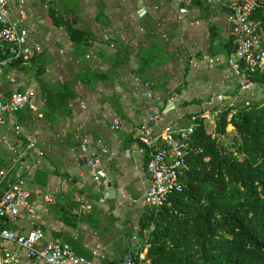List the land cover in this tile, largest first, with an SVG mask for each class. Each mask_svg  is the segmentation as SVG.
<instances>
[{"label": "crops", "instance_id": "obj_1", "mask_svg": "<svg viewBox=\"0 0 264 264\" xmlns=\"http://www.w3.org/2000/svg\"><path fill=\"white\" fill-rule=\"evenodd\" d=\"M142 1L25 0L22 13L10 2L12 18H21L27 41L41 51L6 65L0 74V95L26 92L32 105L5 113L0 124V166L8 171L0 196L21 175L31 203L30 212L2 225L18 233L39 227L43 238L37 246L67 242L94 264H117L126 252L146 254V245L137 250L138 220L146 209L145 151L134 137L152 107L160 111L158 128L184 126L189 115L208 109L210 118L203 119L212 130L217 117L206 99L221 94L223 104L240 103L264 95L255 83L231 93L236 79L224 64L231 42L222 4L189 0L177 19L176 0ZM68 27L82 32V42L72 43ZM8 73L13 83L5 78ZM62 87L71 96L64 108L50 112L45 101L57 105ZM114 120L118 126L110 128ZM83 138L86 155L99 159L112 186L95 187L80 160ZM29 140L34 147L26 150ZM0 253H15L18 264H45L25 259L14 242L0 240Z\"/></svg>", "mask_w": 264, "mask_h": 264}, {"label": "trees", "instance_id": "obj_2", "mask_svg": "<svg viewBox=\"0 0 264 264\" xmlns=\"http://www.w3.org/2000/svg\"><path fill=\"white\" fill-rule=\"evenodd\" d=\"M253 16L264 20V1ZM68 33L72 43L82 42L81 31L68 27ZM6 56L0 43V58ZM252 81L264 93V69ZM58 96L57 105L45 101L50 112L64 108L71 94L62 87ZM228 110L222 108L212 130L197 118L192 137L201 150L185 160L182 190L169 205L146 206L141 214L137 250L146 245L147 264H264V98L227 119ZM229 124L235 136L226 148L220 137Z\"/></svg>", "mask_w": 264, "mask_h": 264}, {"label": "built area", "instance_id": "obj_3", "mask_svg": "<svg viewBox=\"0 0 264 264\" xmlns=\"http://www.w3.org/2000/svg\"><path fill=\"white\" fill-rule=\"evenodd\" d=\"M25 0H0V43L7 49V56L0 58V74L3 67L15 62L19 58L26 59L31 52L38 53L41 47L37 43L27 41V30L21 25L20 19H13L10 12V2L16 4L19 13ZM122 2L128 0H120ZM216 1L226 8V21L230 36L231 49L224 59V64L236 79V88L231 91H248L256 72L264 69V20L253 16L254 11L262 6L264 0H206ZM176 18L181 19L186 12V4L189 0H176ZM206 56H203L205 59ZM207 59V58H206ZM209 64L212 60L208 59ZM8 82H14L12 73L5 75ZM224 96L215 94L204 101L206 106L212 108V117L218 116L223 107L229 108L226 118L236 113L240 108L246 107L250 101L245 99L240 103L229 100L223 104ZM218 102L219 106H213ZM32 105L26 92L10 91L6 96L0 95V124L5 113H12L25 106ZM147 120L136 127L135 141L139 150L145 151L144 172L147 185L142 199L146 206L158 208L170 204V195L178 193L183 188L181 178L187 170L185 160L191 154L201 150V146L193 141L194 128L197 118H210L208 109L200 113L191 114L188 123L184 126H175L166 123L159 128L158 120L160 111L157 107L150 109ZM118 126L114 120L110 128ZM18 131V126H14ZM215 133H211V137ZM19 140V139H18ZM99 151L106 153V149L100 144ZM25 149L34 147V141L24 143ZM88 141L83 138L78 147L84 157L91 179L100 188L107 184V176L99 159L92 155H86ZM39 151L36 152L39 155ZM35 164L26 166L28 171L34 169ZM8 171L0 166V181L6 178ZM29 192L24 186V178L17 175L0 196V240L14 242L27 260H42L45 264H94L91 259L77 255L67 242L52 240L37 246L43 238V232L39 227L31 228L25 233H18L2 225L3 222H13L20 212H30ZM145 254L138 252L134 256L122 261L121 264H147ZM16 263L15 253H0V264Z\"/></svg>", "mask_w": 264, "mask_h": 264}, {"label": "rangeland", "instance_id": "obj_4", "mask_svg": "<svg viewBox=\"0 0 264 264\" xmlns=\"http://www.w3.org/2000/svg\"><path fill=\"white\" fill-rule=\"evenodd\" d=\"M33 70V69H32ZM50 88H52L53 89V86H50ZM262 94H264L263 93V91H262ZM261 96V95H260ZM243 97V96H242ZM261 98H264V95H263V97H261ZM250 102L252 101V99H248ZM260 100H262V99H260ZM226 132H227V134H225L224 136H221L220 138V142L222 143V145L224 146V147H226V148H230L231 146H230V144H231V140H232V138H234V136H235V133H234V131H233V128H232V126L229 124V125H227L226 126ZM232 149V148H231Z\"/></svg>", "mask_w": 264, "mask_h": 264}, {"label": "water", "instance_id": "obj_5", "mask_svg": "<svg viewBox=\"0 0 264 264\" xmlns=\"http://www.w3.org/2000/svg\"><path fill=\"white\" fill-rule=\"evenodd\" d=\"M139 2H140V4H142V0H139ZM80 152V151H79ZM82 162H84V157L82 156L81 157V159H80ZM110 186H112V183H107V187H110ZM111 193H112V196H114V191L112 190V189H110L109 190ZM126 243H127V245L129 246V244H130V237H127L126 238ZM131 257V253L130 252H126V253H123L122 254V258L118 261V262H116L117 264H121L122 263V261H125L126 259H128V258H130Z\"/></svg>", "mask_w": 264, "mask_h": 264}]
</instances>
